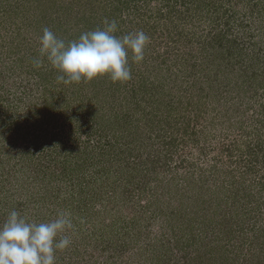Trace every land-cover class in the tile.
I'll list each match as a JSON object with an SVG mask.
<instances>
[{
	"label": "rangeland",
	"instance_id": "obj_1",
	"mask_svg": "<svg viewBox=\"0 0 264 264\" xmlns=\"http://www.w3.org/2000/svg\"><path fill=\"white\" fill-rule=\"evenodd\" d=\"M105 21L149 37L131 79L58 81L42 30ZM13 209L71 213L56 264H264V0H0V224Z\"/></svg>",
	"mask_w": 264,
	"mask_h": 264
},
{
	"label": "clouds",
	"instance_id": "obj_2",
	"mask_svg": "<svg viewBox=\"0 0 264 264\" xmlns=\"http://www.w3.org/2000/svg\"><path fill=\"white\" fill-rule=\"evenodd\" d=\"M115 21H105L103 28L82 33L65 42L48 28L42 30L40 56L47 59L64 84L88 82L107 75L112 82L131 79L129 53L132 61L142 62L149 37L142 31L117 36ZM42 60H36L40 67ZM73 229L72 215L58 211L55 218L37 222L11 210L0 224V264H56L57 251L67 249Z\"/></svg>",
	"mask_w": 264,
	"mask_h": 264
},
{
	"label": "trees",
	"instance_id": "obj_3",
	"mask_svg": "<svg viewBox=\"0 0 264 264\" xmlns=\"http://www.w3.org/2000/svg\"><path fill=\"white\" fill-rule=\"evenodd\" d=\"M101 162H102V161H101ZM246 162H248V161H246ZM250 167H253V166H250ZM214 175H215V177H216L217 175H219V176L221 177V176H222V172H221V170H219L218 172L216 171ZM196 177H197V176H196ZM211 177H213V176H211ZM215 177H213L211 183H214ZM198 178H199V180H201V181L203 182V180L205 181V179H206V178H209V176L207 177V175H202V174H201V175L198 176ZM198 178H197V179H193V181H196V180H197V182H198V181H199ZM186 180H187V179H186ZM180 181H181V180H180ZM182 182H184V181H182ZM171 184H172V185H171ZM168 185H169V186L171 185L172 187H176V188H178V189L180 188L179 186L176 185V183H175L174 181H171V180H168V181H167V186H168ZM179 185H180V186H183L184 184H181V182H179ZM185 185H186V184H185ZM182 188H183V187H182ZM200 192H201V191H200ZM164 194H165V192L162 191V194H160V196L162 197V196H164ZM145 203H146V202H143V204H145ZM151 204H152V203L149 202L148 205H147V204H146V205H142L141 207L144 208L143 210L146 211V210H147V209H146V206H147V207H150ZM152 205H153V204H152ZM260 245H261V244H260ZM262 245H263V243H262ZM262 245H261V247H262ZM260 252H261V251H260ZM218 256H219V261L221 262V264H229V263L231 262V260H229L228 257H227L228 255L225 254V252H224V255H221V254L219 255V254H218ZM251 256H252L253 259H254V258L257 257L258 255L253 251V252H251ZM260 258H261V257H260ZM260 258H258V259H260ZM253 259H252V261H253L252 263H256L257 260H258V259H257V260L254 261ZM261 260H262V259H261ZM249 261H250V260H249ZM216 264H218V262H217ZM259 264H261V261L259 262Z\"/></svg>",
	"mask_w": 264,
	"mask_h": 264
}]
</instances>
